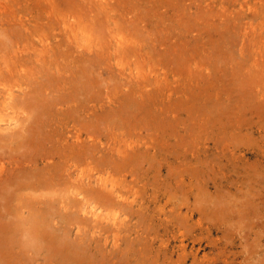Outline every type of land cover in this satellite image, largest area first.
I'll list each match as a JSON object with an SVG mask.
<instances>
[{
    "label": "bare ground",
    "instance_id": "obj_1",
    "mask_svg": "<svg viewBox=\"0 0 264 264\" xmlns=\"http://www.w3.org/2000/svg\"><path fill=\"white\" fill-rule=\"evenodd\" d=\"M13 1L0 0L2 44L11 46L0 57V264H149L167 232L187 254L180 218H196L199 236L217 231L216 220L227 232L239 218L259 217L260 180L230 197L200 170L215 167L212 154L250 152L232 142L220 148L216 137L251 129L245 117L264 111L263 20L240 24L235 43L225 12L197 16L193 26L177 0L167 1L166 17L141 10L152 0H20L43 7L48 23L76 4L60 32L39 33L46 24L16 14ZM259 4L240 1L264 13ZM190 140L197 144L184 148ZM180 151L186 173L170 192L184 201H172L167 160Z\"/></svg>",
    "mask_w": 264,
    "mask_h": 264
},
{
    "label": "rangeland",
    "instance_id": "obj_2",
    "mask_svg": "<svg viewBox=\"0 0 264 264\" xmlns=\"http://www.w3.org/2000/svg\"><path fill=\"white\" fill-rule=\"evenodd\" d=\"M77 1L84 3V1L82 2L81 0H77ZM139 1L142 3L141 0ZM167 1L168 0H152L151 5H149L148 7L141 6V10H144L146 15L149 14L148 16H150L151 14L153 15L154 14L153 12L155 11L156 12L165 11L167 10ZM177 1L179 2L178 10L183 14H185L188 19H190L191 22H189V24L193 26L194 24L195 26L198 24L199 17L213 19L216 17V15L219 16L222 11L225 12L226 15L229 16L228 20H229V24L232 27L231 29L233 31L231 33H234L235 36V40H234L235 43L241 40V38H239V35H241L239 30L241 29L240 27L242 26L243 22L253 21L256 24H258V22H261L262 20L264 22V13L261 12V14H258L259 11H256L254 9L255 6L249 9H246L248 5L246 7H242L240 5L241 0H223L226 2V3L223 2L226 5V6L224 5L225 6L224 8L222 6L220 7L217 4L220 3V1L222 0L219 1L215 0L216 2L214 0H207L208 2H210V4H208V2H206L205 4L202 2V0H177ZM242 1L245 2V5L247 4V2L250 3L251 5H253L255 2H259L260 3L259 5H261L260 9L262 8V10H264L263 9L264 7H262L264 6V0H261V2L260 0H242ZM13 2L14 4L18 5L17 8L19 12L16 11V14L17 13H19L20 15L24 14L25 18L30 17L34 20L33 22L38 21V23L40 24L42 23L46 24L44 29H41L37 26L35 32H39V33L41 32L50 33L51 31L60 32L61 28H65L67 26L65 21L68 18H64V17L66 15L71 16L72 14L71 12L75 11L77 8L76 4L67 6V8L64 9L62 15L60 16L58 15V18H54L53 20L50 21V23H48L50 20L48 18L49 14L46 13V10L43 7H34L33 9H27L23 6V3H20V0H15ZM128 3L130 4L129 0ZM204 4L209 8L208 7L205 8ZM149 7L152 8V11ZM88 9L89 7L87 6V1H86L85 10L81 9V11L78 12V14H81L83 17ZM224 9L227 10L224 11ZM161 14H164L161 16H165V17L167 15L166 13L163 12H161ZM234 15L237 17V19L235 18ZM197 16L198 19H196ZM4 17L8 18V16H0V22L1 19ZM8 28H13V25L8 26ZM211 28L213 29V27L210 26V29ZM1 30L2 29H0V31ZM23 31L21 30L19 32L18 37H23L24 39ZM158 31L159 33L161 32L159 29H157V32ZM0 33H1L0 45H2V47L0 46V57L3 58L1 54L3 53L6 54V52H9L11 50V46L7 45L6 47L2 44V40H4L5 37L8 40V36L3 35L4 33L2 32ZM96 33L98 34V36L102 38L104 37V35H106V33H104L103 31H98ZM197 49L198 50L194 52V54L198 56L200 60H203L202 54H204V51L200 49L198 45H197ZM154 53H156V51ZM236 54L240 55L239 52H237ZM236 54H234V57H237ZM113 55L114 56L112 60H114L113 63L115 64L117 63L116 61L118 60V58H115L116 54L113 53ZM157 56L159 59H161L163 55H157ZM239 59L238 60L241 61V63L244 64L246 63L244 59L243 60H241L242 58ZM118 66L122 67L121 65ZM124 67H128V63L125 62ZM127 71L129 72V70ZM232 76L234 75H231V77ZM220 83L222 84V87L224 89L230 86L229 79L223 80ZM254 84L255 82L253 83V85ZM260 84L261 85L263 84L264 86V81L263 82L260 81ZM3 113L4 111L0 110V116H1L0 118L7 117L4 116ZM258 115H260V117H257V115L252 116L251 114H248L245 117V122L246 124L248 123L247 127L251 129H245L244 132L237 134L236 130H238V128L234 127L231 130V132H229L228 134L226 135L221 134L220 136L216 137L218 138L217 144L220 146V148H223L227 145V143L232 142V144L238 147H243L249 150L250 152H248V156L246 158L244 159H242V157L239 159L234 158L235 156L232 154L231 148H229L225 150V154L210 155L208 157V162L209 164H211V166L215 164V167L213 169H211V167L203 168L200 170V172L203 171L204 173H206L204 175L206 178H208L207 175L210 174L209 176L211 180L212 177L215 178V180L218 181L217 184L223 183V186H221L217 192L220 194L221 193L226 194L230 197L231 196L235 197V195L238 192H240L238 188L239 184L243 188L247 189L248 187H251L250 186L251 184L260 180L259 183H261V186H257L254 188V192L256 193L257 192L260 193V191H262L261 195L257 196V202L259 203V205L260 203H262V208L259 209L260 211L258 214L259 217L257 216L253 218L247 217L241 221L239 216L236 215V218L230 220V223L233 222V220H237L238 218L240 223H238L237 226L228 230L227 232L223 230L225 224L222 222L220 223L219 221L216 220L215 223L220 227L217 231L208 233L207 230H205V232L203 234H200L199 236L195 235V232H193L194 229L191 226L192 222L196 218L191 221H188L179 217L180 219H178V222L182 224L183 230L186 231L187 233L186 242L190 244L188 246L189 247L188 250L186 251L187 254L183 256L180 255L181 251L178 250L176 247L174 248V246L176 245V238H173L172 236L170 237L167 232V247L166 248L162 247L163 250L160 252L161 255L160 257H158L159 258L158 262L151 261L149 262V264L150 263L151 264H264V111H262ZM5 122L6 120L3 119L0 120V123L2 124H5ZM200 140L201 139L199 140L197 139L195 141L200 142ZM194 144L196 145L197 143L190 140L188 141V144L184 148H188V147L190 148L191 145ZM180 152L181 153L179 154H181L182 156L176 154L175 156L171 157L170 160H167V187L165 189H167L168 192L167 194L169 197L171 196L172 201H177V200L184 201V198L179 197L178 199L174 194H171L170 192V190H172L173 187L176 188L175 186L179 185L180 183H183L182 177H184L183 174L186 173L187 163L186 160H184L185 153L184 151H180ZM168 168H170V175L168 174ZM180 178L181 181L177 182L176 180ZM187 181L189 180L187 179ZM197 185L198 183H196L195 188L197 187ZM212 189L216 190L215 187H212ZM179 191H180L178 192L179 195L180 194L181 196L185 195L183 189ZM197 191L198 192L202 191L200 186L199 188L197 187ZM205 191L206 190L203 189L201 193L205 194ZM184 206L186 205L183 204V207ZM169 210H170V206L167 204V212ZM245 223L247 224L245 225ZM194 243L196 247L199 246L200 243H202L203 245L201 249H199V252L194 250V253L197 252L196 255L189 250Z\"/></svg>",
    "mask_w": 264,
    "mask_h": 264
}]
</instances>
